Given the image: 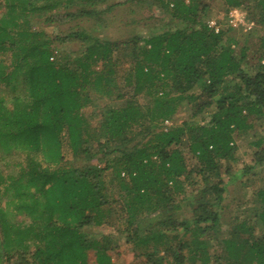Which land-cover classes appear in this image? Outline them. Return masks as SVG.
<instances>
[{
	"label": "trees",
	"instance_id": "obj_1",
	"mask_svg": "<svg viewBox=\"0 0 264 264\" xmlns=\"http://www.w3.org/2000/svg\"><path fill=\"white\" fill-rule=\"evenodd\" d=\"M224 2L226 13L244 10L259 28L254 63L246 47L233 49L231 28L216 33L209 26L203 0H160L182 27L146 39H95L75 58L55 55L54 44L89 35L51 38L33 26L63 0H3L0 264H90V252L94 264H114L115 243L87 230L115 218L143 264H264V187L251 210L227 215L222 179V163L238 160L235 135L264 119V0ZM120 58L128 62L124 86ZM99 99L124 103L93 125L84 111ZM184 104L192 106L190 120L163 129ZM69 154L105 165H69ZM255 157L264 163V150ZM108 171L114 191L104 181ZM189 188L192 214L180 220L175 196ZM163 210L155 226L141 229L145 217ZM11 214L28 222H13Z\"/></svg>",
	"mask_w": 264,
	"mask_h": 264
},
{
	"label": "rangeland",
	"instance_id": "obj_2",
	"mask_svg": "<svg viewBox=\"0 0 264 264\" xmlns=\"http://www.w3.org/2000/svg\"><path fill=\"white\" fill-rule=\"evenodd\" d=\"M185 1L188 2L189 0ZM203 1L210 7L208 22H215L219 29L227 30L231 28L232 32L230 35H233L238 41V45L233 46V49L239 54L243 47H246L247 61L254 63L258 54L257 37L259 28L249 19L247 12L244 10H233L226 13L225 0ZM2 3L3 0H0V12L4 11ZM83 11H94L96 14L94 16H86L82 15ZM33 26L37 30L43 29L51 38L65 37L77 32L89 35L90 40L86 42L75 38L64 44H54L55 55L62 58H75L81 55L85 51L86 46L95 39L111 42L128 41L134 37L146 39L154 34L180 28L183 25L172 20L164 12L160 5V0H63L58 9L46 12L41 18H35ZM121 62L118 81L124 86L123 79L126 75L128 62L125 58L121 59ZM139 102L140 104L146 103L142 97ZM123 103L124 100H94L84 111V114L93 125H96L95 117L98 120L109 106L120 107ZM192 115V106L184 104L178 109L173 122L168 121V125L164 123L163 129H168L172 125H181L184 121L190 120ZM252 123L254 127L247 134L235 135L237 162L233 164L222 163V179L228 190L226 203L229 206L226 210L227 215H241L245 209L251 210L253 208L251 202L253 194L259 188L264 187V163L261 165L255 164V153L261 149L264 150V119L259 120L255 117ZM260 141H262V145L258 148L256 144ZM190 158L189 156L188 164L192 168L194 161ZM67 159L69 165L78 167L94 165L103 168L105 165L104 162H99L98 158L88 161L87 159H74L69 154ZM5 160L15 161L17 158L5 157ZM227 168H231V173H226ZM249 168L251 170L248 171ZM6 170L9 172L8 168ZM104 181L114 191L113 177L110 171L104 175ZM190 192L191 188L185 194L177 193L175 196V202L181 206V210L176 214V217L180 220L189 218L192 214L191 201L187 200ZM164 214L165 210L145 217L140 224L141 229H145L151 224L155 226L163 218ZM11 219L17 223L28 222V219L21 215L11 214ZM115 219L116 221L112 220V226L87 230L88 235L90 237L106 236L115 243L114 249L109 253L114 264H143L145 258L140 255V252L135 253L133 246L127 244L125 236L118 233V229L122 227V224L119 223L117 218ZM94 262V253L90 252L89 263L94 264Z\"/></svg>",
	"mask_w": 264,
	"mask_h": 264
},
{
	"label": "built area",
	"instance_id": "obj_3",
	"mask_svg": "<svg viewBox=\"0 0 264 264\" xmlns=\"http://www.w3.org/2000/svg\"><path fill=\"white\" fill-rule=\"evenodd\" d=\"M209 26L215 30L216 33L219 32V28L217 27V24L215 22L209 23ZM165 124L168 125V121L165 122Z\"/></svg>",
	"mask_w": 264,
	"mask_h": 264
}]
</instances>
